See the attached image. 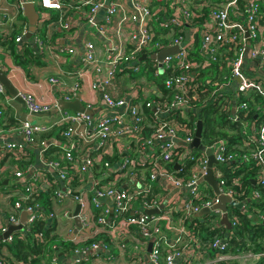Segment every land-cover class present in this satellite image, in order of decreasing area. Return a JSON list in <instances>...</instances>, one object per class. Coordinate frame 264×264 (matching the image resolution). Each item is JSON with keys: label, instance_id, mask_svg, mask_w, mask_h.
<instances>
[{"label": "built area", "instance_id": "2783aa9c", "mask_svg": "<svg viewBox=\"0 0 264 264\" xmlns=\"http://www.w3.org/2000/svg\"><path fill=\"white\" fill-rule=\"evenodd\" d=\"M3 1L0 0V35H9L14 25H19L20 32L15 37L19 54L28 41L33 54L42 59L76 55L75 45L59 40L75 29L82 30L79 68L65 72L74 76L72 83L65 85L57 77H50L49 83L65 88L60 98L70 101L81 98L82 80L92 77L90 89L99 94L85 106L104 113L91 116L62 110L53 121L36 123L26 118L12 128L20 132L23 140L20 143L3 140L0 162L8 155L14 160H26L27 146L37 144L38 135L52 129L61 130L63 141L54 158L41 157L43 168L33 172L16 192L13 203L9 202L7 223L0 221V234L9 226L18 225L21 213L25 212V222L19 230L23 236L30 233V225L36 219L65 223L66 236H72L76 244L97 234L108 235L111 246L102 239L94 240L88 246L74 249L69 264H203L205 248L213 252L206 263L264 264L260 262L264 252H229L238 217L231 205L226 204L231 226L227 228L221 222L223 212L214 207L217 195L204 191L205 182L198 184L207 173L205 149L210 148L217 161L212 170L219 193L243 202L242 210L249 217L255 209L248 211L247 204L261 200L258 190L249 192L242 186L241 170L245 164L247 170L254 171V184L264 187V0H199L197 4L192 0H16L15 17L2 10ZM27 2L38 13L30 38L25 37L29 23L19 19ZM87 26L91 29H85ZM89 33L97 41L89 39ZM171 46H177L178 51L161 61L149 58ZM143 53L146 59L140 60ZM0 55V69L6 72L2 56L8 53L2 46ZM213 67L219 77L203 78L202 74L212 73ZM146 72L150 86L155 85L150 95L142 98L137 90L143 92V88L137 82L120 88L124 82L117 81L121 73L128 76ZM156 78L161 79L163 89H156ZM123 90L126 92L120 95ZM0 93H5L1 83ZM21 96L29 113L49 111L58 103V100L54 104L43 102L27 92ZM210 98L217 102L230 123L242 125L240 141L231 147L227 139L203 142L202 135L203 149L191 147L196 122L192 123L189 113L197 111ZM97 101L99 104L92 106ZM147 115L151 120L149 134L144 131ZM2 120L0 109V135ZM122 139L128 140L124 151L131 149L132 155L112 162L109 158ZM40 146V152L47 149L44 142ZM133 151L138 155H133ZM222 164L229 166V177L217 170L216 165ZM97 166L103 172L99 179L94 177ZM31 167L27 166L26 172ZM138 168L146 169L147 180L138 187H125L126 176H135ZM23 174L24 171L13 169L14 177L21 178ZM49 174H54L61 186L53 190L55 206L52 204L47 214H43L38 212L37 203H28L51 186ZM151 181L171 185L179 196L165 200L166 188L164 195H151ZM86 183L92 191L90 200L86 199L85 188H78ZM75 192L76 203L80 204L77 214L80 226L72 222L74 210L64 205V199ZM104 198L112 199L110 209L101 208ZM58 204L63 207H56ZM95 207H100L96 218ZM205 208L209 210L207 228L216 230L206 246L199 237L200 223L195 220L196 214ZM153 209L158 212H146ZM252 219L264 221V213ZM133 232L140 235L141 244L138 247L135 242L131 252L126 237H132ZM11 239L12 234L7 240ZM113 246L116 254L111 251ZM43 264H59V258L53 255Z\"/></svg>", "mask_w": 264, "mask_h": 264}, {"label": "trees", "instance_id": "16d2710c", "mask_svg": "<svg viewBox=\"0 0 264 264\" xmlns=\"http://www.w3.org/2000/svg\"><path fill=\"white\" fill-rule=\"evenodd\" d=\"M19 19L26 20L23 15H19ZM19 32L20 26L15 24L9 35H0V46H2L8 53V55L13 58L15 63L21 65L24 69H27V65H29V63H32L33 65H41L43 63L42 56L33 54L32 48L28 45V41L23 45L22 54L17 53L18 45L15 42V37ZM195 48H198V36H196ZM195 54H197V52H195ZM207 72L208 71H206L205 73ZM210 72H212L209 73L210 76L209 74L203 73V78L208 77L211 79H217L219 77L215 67H213ZM150 76L151 78L156 77L154 75ZM156 80L160 89H163L161 79L156 78ZM144 111L149 113L147 109H144ZM254 115L255 110L252 108L250 117L253 118ZM189 117L192 123L196 122L197 120L202 121L203 142L211 143L219 139H227V141L230 142L229 146L231 147V145L240 141L242 125L239 122L230 123L226 115H224V113L219 110L217 102L211 98L207 101V103L199 105L197 111L190 112ZM247 117L250 118L249 116ZM50 119V121H53L55 117L51 116ZM3 122L4 120H2L1 122L2 128H11L18 127L21 123V120L19 122H16L14 118H11L9 116L7 118V122L6 120L5 124ZM58 131L61 132V130ZM144 131L147 132L146 129ZM39 135L41 136L42 134ZM43 138V136L41 138H38L39 141H37V143L39 146L41 144L39 142ZM33 146L36 147L37 144ZM47 154L48 150L46 151V155ZM30 157L32 158V154ZM8 159L14 160L11 155H8ZM26 160H14V162L12 161L13 169L16 168L24 171L27 165L30 163L27 162L28 160ZM1 164H3V161L0 162V165ZM172 167H174V165ZM216 167L217 170L221 172L222 176H230L228 165L222 164L216 165ZM241 172V184L245 188V190H248L249 192L258 190L261 193V200L250 201L247 204L248 211L255 209L259 210L261 213H264V187L257 186L253 183L252 180L255 176L254 171L247 170L245 164H243V169L241 170ZM49 179L51 181V186L36 194L33 199L34 201H30V203H28H37L39 207L38 212L43 214H47L48 210L52 208V200H50L49 195H51V191L53 193V190L59 186L58 179L54 177V174H49ZM152 183L154 182L151 181L150 184L152 185ZM0 185H2V182H0ZM73 185H76V182H74ZM14 200L15 196L12 197L10 203H13ZM229 207L237 215L239 221V223L235 227L234 236L230 240L229 252H231L232 254H243L245 252H264V221H254L252 217L248 216V213L245 210H241L234 206ZM99 211L100 207L93 208V215L95 218L98 215ZM57 228L58 224H56V222L49 223L46 220L36 219L30 225V233L23 236L24 233L22 231H14L12 233V239L10 241H0V248H3V251H0V258L3 260V264H15L18 261L22 264H43L45 262H49L50 258L53 255L58 256L59 260L61 261L63 258L67 259L68 257H71L72 251L74 249L88 246L92 243V241L98 239H102L107 243L108 246L110 245V239L107 234H97L89 238L86 242L76 244V242L73 241L72 236L68 235L62 237L61 235H59ZM198 230L201 242L205 244V246L212 239L213 234L216 232L215 229H208L207 226L202 225L199 226ZM36 235H40V237H37ZM206 252L210 255V257L213 256V252L211 250L205 248V253ZM262 261H264V256H262L260 259V262ZM230 264L238 263L237 261H232Z\"/></svg>", "mask_w": 264, "mask_h": 264}, {"label": "crops", "instance_id": "0c3cea01", "mask_svg": "<svg viewBox=\"0 0 264 264\" xmlns=\"http://www.w3.org/2000/svg\"><path fill=\"white\" fill-rule=\"evenodd\" d=\"M193 4H197L199 0H192ZM1 8L2 10H4L6 13H8L10 15V17H15V10L16 8V0H5L2 2L1 4ZM22 14H23V10H22ZM24 16V15H23ZM25 17V16H24ZM26 21L28 22L27 18L25 17ZM85 29H89V28H85ZM60 43L63 44H73L77 47V54L76 55H72V56H65L62 57L60 56L59 58H45L42 59L43 63L41 65H37V64H32L29 63V65H27V69H24L21 65L15 63V61L13 60V58L10 55H4L2 56V60H3V65L6 68V74L8 76V78L11 80L12 84L15 86V88L18 90L19 94H25L26 92H31L33 93L37 98H39L41 101L43 102H48L49 104H54L55 101L59 100L61 95H63V92L65 91V88L56 85L54 86L53 84L49 83V79L50 77H57L60 81H63V84L65 85H69L71 83V81H73L74 76L71 75H67L65 72L67 71H72L75 72L78 68H79V63H78V59L80 57V55L82 54L83 51V46H82V30L80 28L73 30L68 36H65L63 39L59 40ZM206 72V71H205ZM204 72V73H205ZM205 74H208L205 73ZM123 76H120L117 81L118 82H122ZM92 81V77L86 76L83 80H82V86H81V98L80 100L83 102L84 105H88L90 103H92V101L95 99H97L98 94L96 92H93L90 89V83ZM62 85V84H61ZM121 89H126V87L123 86L120 87ZM125 90L121 91V93H119L120 95H122L124 93ZM126 92V91H125ZM137 92L141 95L146 94V92H142L141 89L137 90ZM144 93V94H143ZM117 95V94H115ZM124 95V94H123ZM97 96V97H96ZM141 100V97H140ZM99 104V101H97L96 103L92 104V106H96ZM0 109H2V113H3V120H4V124L7 122V118L10 116L11 118H14L16 120V122H19L20 120L23 119H30L32 122H36V123H47L49 122L51 119V116H36L32 113H29L26 109V106H24L23 104L15 101L12 97H10L8 95L7 92L5 93H0ZM98 109V108H97ZM100 109H104L103 107H101ZM102 112V113H101ZM104 113V110L99 111L98 113H95L96 115L101 116V114ZM105 113H107V110L105 111ZM148 116V115H147ZM6 120V122H5ZM150 124H151V120L150 117H147V121L145 124V129L148 132L150 129ZM2 128V127H1ZM14 127L11 128H2V132L3 134L0 135V144L2 143L3 140H9V141H17L18 143L21 142V140H23L22 135L20 134V132L17 131H13ZM57 129H52L50 131L47 132V134H42L41 136L38 135L37 137V141L38 138H41L42 136L44 137L43 139H41V141L39 143L44 142L47 146V149H45L44 151L40 152V146L37 143L36 147L33 146H27L26 150H27V162H30L27 166H32L31 170H28L26 172V169L24 170V174L21 178H16L13 175V167H12V161L14 162V160L12 159H8V157L4 158L3 160V164L0 165V182H2V185H0V221L3 224L7 223V212H8V204L9 202L12 200V197L16 196V192H18L20 190V186L24 185V183L29 179V177L31 176V174L35 171H40L43 166H42V159L43 158H54V152L58 151L60 148L59 144L62 143L63 141V137L61 135V133L57 132ZM47 142V143H46ZM128 146V140L126 139H122V142L119 143L115 148H114V153L112 154L111 158H109V160H111L112 162L120 160L121 157H126L128 155H132V150L129 149L128 152H125L124 150L126 149V147ZM133 146V145H132ZM191 147H193L191 145ZM43 148V147H42ZM194 148V147H193ZM48 150V154L46 155V151ZM196 152L198 151V149L195 150ZM32 154V158L29 156ZM133 155L137 156L138 153H136L135 151H133ZM30 157V158H29ZM8 159V160H7ZM25 162V161H24ZM111 162V163H112ZM99 165V164H98ZM176 167V165H175ZM136 175L135 176H131L130 178L128 177V175L126 176V178L124 179V185H126L125 187H138L141 183H143V181L147 180V173H146V169L143 168H138L136 170ZM103 172L100 169L99 166H97L94 170V177L95 179H99L102 176ZM253 181V180H252ZM254 183V181H253ZM203 185L206 187L204 189V191L209 194L212 195L214 194V191L212 189L211 186H209L206 182L205 184L203 183ZM61 186V183L59 184L58 187ZM62 188V187H61ZM79 189H83L84 190V194L86 196L87 200H90L91 196H92V191L90 189V186L88 183H86V185H81L78 187ZM164 188H166L168 191L165 194L164 199L165 200H173L175 197L179 196V194L176 193V190L171 186V185H167L166 183H163L162 181H154V183H152V188H151V195H164ZM50 196V200H56L55 198H52L53 193L51 191V195ZM74 194L69 195L67 198H65V202L64 205H67V208L69 210H74L75 206H76V199H75ZM110 198H104L101 200V207L103 209L105 208H111L112 203H111ZM54 206V202L52 203ZM63 205H56V207H59L60 209L62 207H60ZM242 210V209H241ZM208 213L204 214L207 216ZM206 216H195L196 221H198L200 223V225L202 226H207V223L209 221H207ZM257 217V216H256ZM73 224H75L74 219L72 220ZM64 224L60 225L58 224V228H61V235L62 237L66 236V230H64ZM59 233V232H58ZM120 235V234H119ZM121 237V236H120ZM126 243H127V249L129 251H134L132 246L133 244L136 242L137 246L139 247L141 244V237L140 235H138L136 232H133L132 237H126ZM0 251H3V248H0ZM112 253L116 254L117 253V249L115 246L112 247ZM60 256V254H59ZM205 259L203 260V264H207L206 262H208V259L210 258V255L206 252L204 255ZM143 258L146 259V255H143ZM70 262V257H68L67 259L63 258L61 261L59 260V263L62 264H69ZM15 264H22L21 262H17Z\"/></svg>", "mask_w": 264, "mask_h": 264}, {"label": "water", "instance_id": "95a60500", "mask_svg": "<svg viewBox=\"0 0 264 264\" xmlns=\"http://www.w3.org/2000/svg\"><path fill=\"white\" fill-rule=\"evenodd\" d=\"M22 10H23V15L27 18L28 23H29V29H28V32L26 33L25 37L30 38V36L32 35V32L34 31V27H35V24H36L37 19H38V13L36 11L35 6L29 2L23 4ZM87 28L91 29L90 26L89 27L87 26ZM177 51H178L177 46H171V47L163 48V49L159 50L157 53L149 55V58L161 61L164 56L174 54ZM139 59L140 60L146 59V54L145 53L141 54ZM0 83L4 87L5 92H7L10 97H12L15 101L26 106L25 101L23 100L21 94H19L18 90L15 88V86L12 84L11 80L8 78L7 74L2 69H0ZM62 110H69V111H73V112H82V113H86V114L91 115V116H93L96 112H98V109L92 110V109L88 108L87 106H85L83 104V102L78 98H76L74 100H70V101H65V100L60 98L58 100L57 106L55 108H52L51 110L46 111V112H33L32 114H34L36 116H53V115L57 114L58 111H62ZM202 128H203L202 127V121L197 120L196 121L195 136H194V139L191 143L192 146L199 147L200 149H203V146L200 142V138L202 135ZM205 153L207 155L208 169H207L206 175H204L202 178L199 179L198 184L206 182L209 186L212 187L214 193L217 195V200H218L214 207L219 208L223 212L221 222L224 223L227 226V228L230 229V227H231L230 222L227 219V214L225 212L226 204H229L231 206L242 209V206L244 203L243 202H235V201L231 200V198L229 196L219 193L218 183H217V180L215 179V177L213 175V170H212V166L214 164H217V161L215 160L213 154L211 153L210 148H206ZM176 167H178V166L176 165ZM74 195L77 196L78 193L75 192ZM79 209H80V204L77 203L75 206V209L73 211L74 221H75V224L77 226H80L79 219L77 217ZM146 212L147 213H157L158 209L146 210ZM208 212H209V210L205 208V209H202L196 215L201 216V215H204ZM25 217H26V213L22 212L21 218H20V223L18 225L9 226V228L7 229L6 232L0 234V241L7 240L8 236L10 234H12L14 231L22 229V226L25 222ZM150 248H151V242L148 243V251L150 250Z\"/></svg>", "mask_w": 264, "mask_h": 264}, {"label": "rangeland", "instance_id": "374dc122", "mask_svg": "<svg viewBox=\"0 0 264 264\" xmlns=\"http://www.w3.org/2000/svg\"><path fill=\"white\" fill-rule=\"evenodd\" d=\"M88 38L93 40V41H97L96 37L94 35L90 34V33L88 34ZM148 74H149L148 72H146L145 74L144 73L143 74H136V73H131L130 74V73H128V76H127V75H124V73H121L118 76H123L124 80L121 79L122 81H124L122 86L128 88L131 84L137 82L139 84V86H141L143 88V92L148 91V93H146V94L143 93L144 95L141 96L142 98H144L145 96L150 95L151 94V90H153V88L155 87V85L152 86L153 84L150 86L149 82L151 81V79H150ZM141 77H143V78H141ZM71 83H72V81H71ZM117 84H118V82H117ZM156 89H160V87L158 86V83L156 84ZM27 93H31V92H27ZM31 94H33V93H31ZM53 116L55 117L56 114L53 115ZM259 213H260L259 210H255L254 212H252V217H256ZM58 232H59V234H61V228L58 229Z\"/></svg>", "mask_w": 264, "mask_h": 264}]
</instances>
